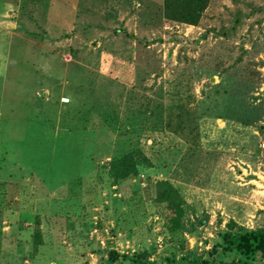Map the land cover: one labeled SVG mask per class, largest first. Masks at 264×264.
<instances>
[{
  "label": "rangeland",
  "instance_id": "rangeland-1",
  "mask_svg": "<svg viewBox=\"0 0 264 264\" xmlns=\"http://www.w3.org/2000/svg\"><path fill=\"white\" fill-rule=\"evenodd\" d=\"M161 5L0 0V264H264L224 240L264 228V0H210L196 25ZM233 69L257 81L251 124L226 117ZM39 124L85 137L39 151ZM133 148L150 165L114 181L106 163Z\"/></svg>",
  "mask_w": 264,
  "mask_h": 264
},
{
  "label": "trees",
  "instance_id": "trees-1",
  "mask_svg": "<svg viewBox=\"0 0 264 264\" xmlns=\"http://www.w3.org/2000/svg\"><path fill=\"white\" fill-rule=\"evenodd\" d=\"M210 0H162L160 12L163 18L176 21L180 23H186L196 25L199 23L204 10L207 8ZM239 12H236L235 22H239ZM241 56L238 57L239 62ZM233 66V65H232ZM234 67V66H233ZM232 83L229 89H223V92H227V102L234 103L228 107L227 104V118H232L240 121L243 124H251L256 120L261 119L262 113L259 111V106L252 102L246 101V93L252 91L256 87V82L250 75L245 76L237 69L232 70ZM217 89L219 84H215ZM258 98V97H256ZM216 101V100H214ZM203 102V101H202ZM239 102V104L237 103ZM249 104L250 109L245 111L240 108L245 107L243 104ZM238 108V109H237ZM190 114L188 113V116ZM177 122V132H182L186 127L182 123L181 117ZM184 119V118H183ZM187 122V121H186ZM170 126V122H168ZM195 145V144H194ZM192 145V149H193ZM150 160L143 154L141 149L133 148L118 156L113 157L105 166H108V172L114 181L126 178L130 175H135L138 172L140 165H150ZM154 201L157 203H164L165 207L171 213L170 223L172 227L180 225V218L183 215L185 200L178 188L175 187L170 180L160 179L155 182V195ZM170 225V226H171ZM224 240L227 242V246L234 249H238L241 253L249 256L255 251H260L264 255V228H256L253 230H241L236 233H224ZM117 259V254L114 251L109 252V260L106 264H113ZM135 261L140 264H144L146 258L142 257V254H137L134 257ZM182 264H197L195 261H187ZM200 264H206L204 261ZM215 264H229L228 262H219ZM241 264H249L246 261H242Z\"/></svg>",
  "mask_w": 264,
  "mask_h": 264
},
{
  "label": "crops",
  "instance_id": "crops-1",
  "mask_svg": "<svg viewBox=\"0 0 264 264\" xmlns=\"http://www.w3.org/2000/svg\"><path fill=\"white\" fill-rule=\"evenodd\" d=\"M33 134L34 136H30V137H27L28 140L30 141L31 138L35 137L38 138V136H40V140L41 144H44L43 147L40 148L39 151H44V152H47L48 153V144H49V141L50 140H54V142L56 143V141L62 139L63 136H66L68 137V139L65 141V143L68 141H75V140H78L79 141V144L81 146V142H80V138L81 137L82 139L85 137L84 134H81L78 130H74V129H65V130H58L54 127H51V126H47V125H38L36 128H33ZM84 140V139H83ZM33 146L35 144H32ZM62 146V145H61ZM59 146H51L50 147V150H51V156H55V151L54 149L58 148ZM27 148V147H26ZM81 149H83L81 147ZM83 157V154L81 155V159ZM79 163H82L81 161Z\"/></svg>",
  "mask_w": 264,
  "mask_h": 264
},
{
  "label": "built area",
  "instance_id": "built-area-1",
  "mask_svg": "<svg viewBox=\"0 0 264 264\" xmlns=\"http://www.w3.org/2000/svg\"><path fill=\"white\" fill-rule=\"evenodd\" d=\"M63 100H66L67 98H62ZM262 145H264L263 143H262Z\"/></svg>",
  "mask_w": 264,
  "mask_h": 264
}]
</instances>
